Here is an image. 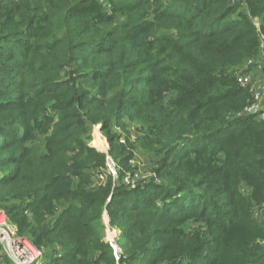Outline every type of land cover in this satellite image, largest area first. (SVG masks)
<instances>
[{
	"label": "trees",
	"instance_id": "1",
	"mask_svg": "<svg viewBox=\"0 0 264 264\" xmlns=\"http://www.w3.org/2000/svg\"><path fill=\"white\" fill-rule=\"evenodd\" d=\"M262 37L264 0H0V209L44 264H264Z\"/></svg>",
	"mask_w": 264,
	"mask_h": 264
},
{
	"label": "built area",
	"instance_id": "2",
	"mask_svg": "<svg viewBox=\"0 0 264 264\" xmlns=\"http://www.w3.org/2000/svg\"><path fill=\"white\" fill-rule=\"evenodd\" d=\"M259 66L264 68V37L259 46ZM238 82L242 85H250L253 89L252 102L245 108L243 114H257V118L264 122V83L256 86L250 72L240 71L237 73ZM108 167L113 174H116L115 161L108 157ZM0 243L3 253L15 264H44V252L36 247L31 240L19 236L16 227L9 221L5 211L0 209ZM117 258L119 248L115 241H112Z\"/></svg>",
	"mask_w": 264,
	"mask_h": 264
},
{
	"label": "rangeland",
	"instance_id": "3",
	"mask_svg": "<svg viewBox=\"0 0 264 264\" xmlns=\"http://www.w3.org/2000/svg\"><path fill=\"white\" fill-rule=\"evenodd\" d=\"M248 64L245 63V65L241 68V72L246 70V66ZM130 126H133L132 123H128ZM134 127V126H133ZM97 132V137L99 140V143L106 147L107 151L108 146L110 145V141L108 139V137H106V135L104 134L103 130L101 129L100 125H97L94 127L93 129V133H92V142L93 140L95 141V134ZM102 135V136H101ZM91 142V143H92ZM95 143V142H94ZM107 143V144H106ZM97 146V145H96ZM100 149L104 150L103 148H101L100 146H98ZM106 151V150H104ZM136 164L139 166L140 171L144 174V175H148L149 171H150V156L149 154L144 151V150H138L137 154H136V159H135ZM263 217H264V211H262ZM105 221L107 224V231H106V239L112 243V241H115L117 243L118 240V231L111 229L110 227H108V216L105 217Z\"/></svg>",
	"mask_w": 264,
	"mask_h": 264
},
{
	"label": "crops",
	"instance_id": "4",
	"mask_svg": "<svg viewBox=\"0 0 264 264\" xmlns=\"http://www.w3.org/2000/svg\"><path fill=\"white\" fill-rule=\"evenodd\" d=\"M258 59L259 55L256 58L249 60L247 62L248 65L246 66V71L251 73L256 86L264 83V68H260Z\"/></svg>",
	"mask_w": 264,
	"mask_h": 264
},
{
	"label": "water",
	"instance_id": "5",
	"mask_svg": "<svg viewBox=\"0 0 264 264\" xmlns=\"http://www.w3.org/2000/svg\"><path fill=\"white\" fill-rule=\"evenodd\" d=\"M254 113H255V112H254ZM254 113H253V114H254ZM109 149H110V145H109ZM104 152H107V153H108V152H109V150H108V151H104Z\"/></svg>",
	"mask_w": 264,
	"mask_h": 264
},
{
	"label": "bare ground",
	"instance_id": "6",
	"mask_svg": "<svg viewBox=\"0 0 264 264\" xmlns=\"http://www.w3.org/2000/svg\"><path fill=\"white\" fill-rule=\"evenodd\" d=\"M102 136V135H101ZM107 144V143H106ZM106 148V147H105Z\"/></svg>",
	"mask_w": 264,
	"mask_h": 264
}]
</instances>
